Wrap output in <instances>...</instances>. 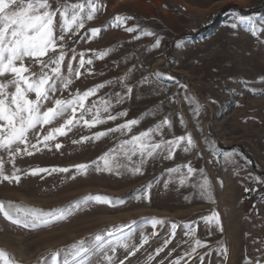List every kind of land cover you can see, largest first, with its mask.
<instances>
[{
  "label": "rangeland",
  "instance_id": "rangeland-1",
  "mask_svg": "<svg viewBox=\"0 0 264 264\" xmlns=\"http://www.w3.org/2000/svg\"><path fill=\"white\" fill-rule=\"evenodd\" d=\"M98 3L102 10L96 18L85 24L79 36L69 34L65 39L67 57L62 69L65 76L73 55L84 52L89 54L84 57L86 60H93L92 65L81 70V79L72 77L69 92H83L104 84L106 87L100 90L105 93L114 81L123 84L124 75L130 70L138 73L129 81L153 70L161 73L160 78L173 91V108L184 121L183 127L179 125L182 133L167 138L173 140L190 134L196 148L185 153L181 145L174 150L172 159H165L166 154L161 153L142 165L143 175H132L123 169L120 174H109L94 168L87 175H78L74 171L77 165L92 164L132 136L110 134L98 141L74 144L73 141L107 131L106 126L95 131L77 127L67 136L50 142L51 151L33 149L34 155L17 157L15 167L22 170L39 167L73 171L35 177L21 171L19 184L0 183V201L44 212L62 211L66 218L33 229L13 225L0 215V251L7 253L14 264H54L57 255L62 260L74 248H95V237L100 236L104 251L86 253L81 258L85 264H105V255L115 257L112 264L121 261L171 264L177 259L182 264H189V260L191 264L264 262V83H260L264 80V32L253 37L246 31V25L230 27L236 15L264 17V0H98ZM242 8L251 12L239 11ZM116 16L133 17L127 27L154 35L136 39L140 33L129 34L123 27L114 28L111 23ZM91 29L103 31L91 39ZM157 39L158 48L153 47ZM109 49L113 51L102 60L91 55ZM78 61L79 56L72 64L74 70ZM32 63L25 61L26 65ZM32 70L39 72L36 67ZM88 71L92 74L88 75ZM189 100L198 102V111L196 103ZM32 142H36L34 137ZM57 143L63 145L59 151L55 149ZM232 145H241L249 156L240 148L226 149ZM0 157L5 161V173L10 175L13 165L8 162V154L0 152ZM135 163H139L136 157L130 166ZM185 165H191L194 174L181 186L179 179L187 172ZM174 168H180L181 172L169 174L168 170ZM204 179L210 181V192L199 187ZM245 189L250 190L249 196ZM94 196L121 203L111 207L88 202L73 207ZM212 213H218V225L205 222ZM153 219L166 223L153 229ZM172 224L177 225L175 230ZM154 231L159 235L153 237ZM145 236L149 237L148 244L130 256ZM169 239L172 242L165 251L155 256L156 250ZM196 239L208 247L198 249L195 258L182 259ZM80 241H84L83 246ZM121 242L130 246L129 251L117 247L112 253L111 248ZM222 249L227 250L226 258Z\"/></svg>",
  "mask_w": 264,
  "mask_h": 264
},
{
  "label": "snow or ice",
  "instance_id": "snow-or-ice-1",
  "mask_svg": "<svg viewBox=\"0 0 264 264\" xmlns=\"http://www.w3.org/2000/svg\"><path fill=\"white\" fill-rule=\"evenodd\" d=\"M53 4H55V7H53ZM101 10L102 7L99 5L98 0H76L75 3L64 4L59 3L58 0H0V152L7 153L8 162L13 165L11 174H6L4 158L0 157V183L6 181L19 184L22 177L18 173L21 171H24L26 176L33 177L40 176L42 173L52 174L73 171V169L68 168L47 169L39 167L32 170H22L15 167V160L19 156H32L35 152L44 149L51 151L50 142L57 140L59 137L67 136L74 128L85 127L91 129L107 123L108 120L115 121L127 115L126 112L120 113L118 116L111 115V105L108 100H95L89 103L100 89L106 87L104 84L83 92H69V88L74 82L72 77L74 76L76 80L81 79V70L85 69V65L93 64L92 59L86 60L84 58L89 55L88 53L81 52L72 56L68 64L67 76L62 71L67 57V51L64 47L66 37L69 34L79 36L85 24L93 21ZM132 19L134 18L116 16L111 26L114 28L123 27L129 34L140 33L136 36V39L154 35L153 32L137 27H127V22ZM233 20L234 23L230 27L236 28L239 25H246V31L250 32L253 37H257L261 32H264V17L236 15ZM101 31L103 29H91V39L97 38ZM91 39L88 42H91ZM159 46L160 40L157 39L153 47L158 48ZM71 51L75 53V49H71ZM111 51L113 50L109 49L103 52H94L91 55L102 60ZM77 56H79V66L74 70L72 64L77 61ZM26 60L33 63L26 65ZM33 67L39 68V72H34ZM87 74L91 75L92 73L88 71ZM5 77H10V79H4ZM167 79L172 78L167 77ZM260 83H264V80H261ZM127 91L131 93L132 89L128 88ZM57 93H59V97H57ZM64 93H68V96H65ZM32 96L35 98L32 99ZM188 102L196 103V111L199 110L198 102L193 100ZM105 113L108 114L107 118H101L102 114ZM148 115H152V113H147L146 116ZM87 117H91V119L89 120ZM180 122L183 127L184 121L182 118ZM138 123L139 121L133 120L109 131L73 141V143L83 144L88 140L98 141L115 132L126 135L131 133L133 127L137 126ZM53 125L55 126L53 127ZM165 127L171 128L169 119L161 121L160 124L146 132L122 141L116 148L111 149L92 164L77 165L74 171L78 175H87L88 170L94 168L98 172L120 174V170L123 169L132 175H143L142 165L161 153L166 154L165 159H172L174 158V150L180 149L181 145H183L181 150L185 153L196 148V143L190 134L173 140H156L155 137L161 136ZM46 128L48 129L47 132H45ZM32 137L35 138L36 142H32ZM41 145H43V148H41ZM62 147L63 145L59 143L55 144L57 151ZM134 157L138 158L139 163L130 166L133 164ZM183 167L187 169V172L179 179L181 186H184L186 180L194 174L191 165ZM168 171L169 174L180 173L181 169L174 168ZM200 175L203 176L204 173L200 172ZM72 179H76V176H72ZM146 187H151V185ZM199 187L203 192H210V181L204 179ZM165 188H167V184H165ZM245 190L249 191L248 189ZM88 202L107 204L111 207L121 203L108 197L94 196L84 198L83 201L73 207L78 208L80 204ZM0 215L13 225L33 229L48 227L66 218L62 211L44 212L40 209L2 201H0ZM205 222H215L218 225V213H212ZM165 223L163 220L153 219L151 226L155 229L157 225ZM171 226L174 230L177 227L176 224ZM157 235L159 233L155 231L152 233L153 237ZM172 237H175L174 231ZM100 240V236L95 237L96 246L93 249L88 247L74 248L62 260L57 255L54 264H76V262L85 264V261L81 258L86 253L104 251V248L100 245ZM148 242L149 237L145 236L139 247L131 251L130 256H135L140 248H143ZM171 242V239L166 240L164 245L156 250L155 256H160ZM79 243L82 246L84 245V241ZM117 247L128 252L130 246L125 242H121L113 246L111 252L115 253ZM207 247V244L196 239L194 246H189V250L182 259L195 258L198 249ZM222 252L226 258L227 250L222 249ZM114 259V256H103L105 264H112ZM203 259L204 257L201 256L200 261L202 262ZM0 262L2 264H14V261L3 251H0ZM120 264H125V262L121 261ZM171 264H182V261L177 259L172 261ZM189 264H191L190 260ZM244 264H252V261L245 260Z\"/></svg>",
  "mask_w": 264,
  "mask_h": 264
},
{
  "label": "crops",
  "instance_id": "crops-1",
  "mask_svg": "<svg viewBox=\"0 0 264 264\" xmlns=\"http://www.w3.org/2000/svg\"><path fill=\"white\" fill-rule=\"evenodd\" d=\"M138 71L130 70L127 75H124L123 84L122 81H114V85L107 87V90L98 92L100 95L93 98L95 100H108L111 115H119L120 113L126 112L127 115L116 119L115 121L108 120L105 124H100L93 128L100 130L102 126L107 127V131L114 129L124 123L137 120L138 125L133 127L131 133L126 135H139L149 129L154 128L161 121L169 119L171 128L165 127L162 130V135L155 137L156 140L167 141L171 134H180V121L179 111L173 108L174 99L171 98L172 89L163 78H160V74L156 75V71L147 73V75L138 76L136 81H129L128 78L136 77ZM99 85H96L97 87ZM94 86H92L93 88ZM131 88L132 92L128 93L127 89ZM103 93V94H102ZM122 97V98H121ZM147 113L152 115L146 116ZM108 114H102L101 118H107ZM91 118V117H90ZM93 132V130H91ZM90 132V133H91ZM96 133H98L96 131ZM111 134H122V133H111ZM123 135V134H122ZM170 138V137H169ZM153 166V165H152ZM153 169L151 170V172Z\"/></svg>",
  "mask_w": 264,
  "mask_h": 264
},
{
  "label": "water",
  "instance_id": "water-1",
  "mask_svg": "<svg viewBox=\"0 0 264 264\" xmlns=\"http://www.w3.org/2000/svg\"><path fill=\"white\" fill-rule=\"evenodd\" d=\"M221 145V147H222V144H220ZM235 148H240L241 149V151H242V153H244L246 156H249L247 153H246V151H245V149L241 146V145H232V146H230V147H226V149H235ZM263 174H264V172H262ZM249 190V189H248ZM246 194L249 196L251 193H250V190L249 191H246ZM252 264H264V262H253Z\"/></svg>",
  "mask_w": 264,
  "mask_h": 264
},
{
  "label": "trees",
  "instance_id": "trees-1",
  "mask_svg": "<svg viewBox=\"0 0 264 264\" xmlns=\"http://www.w3.org/2000/svg\"><path fill=\"white\" fill-rule=\"evenodd\" d=\"M237 8V7H236ZM239 11L243 12V13H250L251 11H249L248 9L242 8L239 9Z\"/></svg>",
  "mask_w": 264,
  "mask_h": 264
}]
</instances>
